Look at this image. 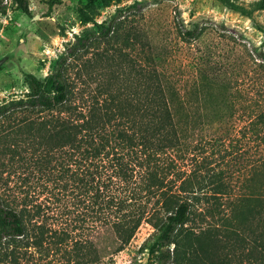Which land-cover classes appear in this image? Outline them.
I'll return each mask as SVG.
<instances>
[{"label": "trees", "instance_id": "obj_1", "mask_svg": "<svg viewBox=\"0 0 264 264\" xmlns=\"http://www.w3.org/2000/svg\"><path fill=\"white\" fill-rule=\"evenodd\" d=\"M212 1L248 19L264 11V0ZM118 18L78 38L45 80L26 75L27 98L0 107V264L57 251L68 264H97L145 224L156 264H264V99L238 108L213 69L178 79L151 45L135 61L114 49L95 92L77 91L74 62L123 36ZM6 169L19 175L11 195Z\"/></svg>", "mask_w": 264, "mask_h": 264}, {"label": "rangeland", "instance_id": "obj_2", "mask_svg": "<svg viewBox=\"0 0 264 264\" xmlns=\"http://www.w3.org/2000/svg\"><path fill=\"white\" fill-rule=\"evenodd\" d=\"M23 1L28 12L17 0H0V107L26 99V75L45 80L78 38L101 34L120 11L118 19L125 21L123 36L94 47L74 62L72 77L76 78L77 91L95 92L94 78L108 72L105 57L113 56L114 49L135 61L141 58L142 46L151 45L153 56L162 57L166 70L178 79H189L198 65L213 69L221 81L233 87L240 99L238 108L258 106L264 99V35L258 30L259 25L264 26V11L248 19L212 0H98L94 9H88L87 0ZM237 1L249 5L256 0ZM196 26L202 33L200 39L184 37L186 30ZM127 32L129 36H125ZM238 148L233 145L232 149L238 152ZM8 173L6 169L3 178L9 183L3 188L11 195L21 188L19 175ZM56 227L66 228L60 223ZM153 233L152 227L143 225L121 252L105 258L101 250L106 240L99 234L93 239L101 252L97 264H156L155 253L149 250ZM80 235L73 234L86 238L85 233ZM61 238L66 237L62 234ZM64 246L70 248L72 242L68 239ZM65 252L38 258L33 255L29 260L37 264H68Z\"/></svg>", "mask_w": 264, "mask_h": 264}]
</instances>
